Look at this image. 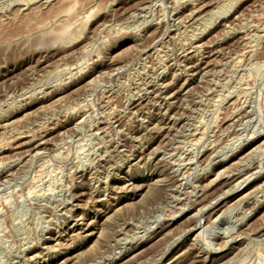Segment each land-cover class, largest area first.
I'll use <instances>...</instances> for the list:
<instances>
[{
  "label": "rangeland",
  "instance_id": "rangeland-1",
  "mask_svg": "<svg viewBox=\"0 0 264 264\" xmlns=\"http://www.w3.org/2000/svg\"><path fill=\"white\" fill-rule=\"evenodd\" d=\"M0 264H264V0H0Z\"/></svg>",
  "mask_w": 264,
  "mask_h": 264
},
{
  "label": "bare ground",
  "instance_id": "bare-ground-1",
  "mask_svg": "<svg viewBox=\"0 0 264 264\" xmlns=\"http://www.w3.org/2000/svg\"><path fill=\"white\" fill-rule=\"evenodd\" d=\"M235 3H236V2H235ZM234 5H235V4H234ZM150 6H151V5H150ZM152 6H153V5H152ZM193 6H194V5H193ZM202 6H203V5H202ZM199 7H200V5H199ZM151 8H152V7H151ZM145 9H146V8H145ZM197 10H198V9H197ZM71 11H72V10H71ZM193 11H194V10H193ZM193 11H192V12H193ZM212 16H213V15H212ZM216 18H218V17H216ZM196 19H197V18H196ZM211 19H212V18H211ZM61 22H62V21H61ZM65 22H66V21H65ZM68 24H69V22H68ZM65 25H66V24H65ZM67 26H68V25H67ZM67 26H66V27H67ZM70 26H71V25H70ZM70 26H68V27H70ZM63 28H64V31H65L66 29H65L64 26H63ZM70 28H71V27H70ZM70 28H68V29L70 30ZM58 29H59V28H58ZM60 29H61V28H60ZM68 29L66 30L67 32H68ZM66 31H65L64 35H67V34H66ZM59 32H60V31H59ZM53 33H54V32H53ZM57 34L60 35L61 32H60V34L57 32ZM62 34H63V33H62ZM58 35H56V36H58ZM231 35H232V34H231ZM60 36H62V35H60ZM62 37H63V36H62ZM62 37H60V38H62ZM64 37H65V36H64ZM54 38H56V37H54ZM58 38H59V37H57V39H58ZM221 41H222V40H221ZM245 41H246V40H245ZM246 42H247V41H246ZM246 44H247V43H246ZM251 48H252V47H251ZM161 50H162V49H161ZM250 55H251V54H250ZM194 56H195V55H194ZM250 57H251V56H250ZM239 60H240V59H239ZM236 63H237V62H236ZM191 66H192V65H191ZM147 85H148V84H147ZM148 89H149V88H148ZM155 96H156V95H155ZM168 97H169V96H168ZM81 111H82V110H81ZM161 127H162V126H161ZM35 140H36V139H35ZM42 142H43V141H42ZM39 143H40V142H39ZM27 151H28V150H27ZM36 153H39V152H36ZM190 159H191V158H190ZM15 161H16V160H15ZM185 163H186V162H185ZM244 169H245V168H244ZM255 175H256V174H255ZM249 176H250V175H249ZM164 181H165V180H164ZM229 181H230V180H229ZM152 184H153V183H152ZM152 184H151V185H152ZM180 184H181V183H180ZM155 185H156V184H155ZM158 185H159V183H158ZM230 187H231V186H230ZM151 188H152V187H151ZM149 192H151V191H149ZM219 199H220V198H219ZM116 211H117V210H116ZM71 227H72V226H71ZM190 230H191V229H190ZM54 245H55V244H54ZM60 247H61V246H60ZM200 253H201V252H200ZM197 259H198V258H197ZM197 259H196V260H197Z\"/></svg>",
  "mask_w": 264,
  "mask_h": 264
}]
</instances>
